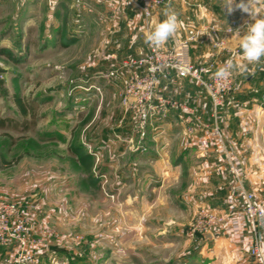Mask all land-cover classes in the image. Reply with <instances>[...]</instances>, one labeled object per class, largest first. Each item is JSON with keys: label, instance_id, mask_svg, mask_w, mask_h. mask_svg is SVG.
Listing matches in <instances>:
<instances>
[{"label": "rangeland", "instance_id": "374dc122", "mask_svg": "<svg viewBox=\"0 0 264 264\" xmlns=\"http://www.w3.org/2000/svg\"><path fill=\"white\" fill-rule=\"evenodd\" d=\"M10 1L0 9V49L9 53L0 55V66L5 69L1 78L8 89V95L0 92V200L18 206L16 219L26 220L29 230L25 237L21 233L0 245V264H199L193 255L184 253L198 249L196 238L202 235L198 224L204 227L202 215L213 213L201 207L195 218L188 219L186 210L178 207L175 199L188 193V179L183 187L170 188L157 206L154 187H121L125 162L119 155L124 152L121 142L127 139L128 149L149 154L148 139L162 134V129L154 127L155 121L171 111L149 119L146 150H135L129 140L138 139L137 108L129 107L122 95L117 97L110 135L119 150L115 151L117 174L111 179L106 174L107 159L98 160L92 144L93 136L108 133L109 104L105 98L98 103L79 79L99 61L104 48L54 44L58 23L71 26L74 17L48 16L53 13L48 0H37L40 4L34 8L30 0ZM169 1L153 5L152 11ZM259 9L264 11L263 0ZM79 18L86 31L91 17ZM111 19L106 12L100 20L109 23ZM148 32L128 33L130 39L139 41L137 49L128 43L121 51L133 58L148 52L149 45L144 44ZM193 42V62L211 64V73L216 72L220 66L202 57L200 41ZM240 73H233V89L237 83L246 86L247 76L255 74L259 76L255 88L264 91V58ZM176 80L160 87L166 91ZM160 87L153 104H160L162 98L177 100L161 93ZM16 95L24 98L26 114L15 102ZM120 109L123 113L118 120ZM229 173L235 185L230 165Z\"/></svg>", "mask_w": 264, "mask_h": 264}, {"label": "crops", "instance_id": "0c3cea01", "mask_svg": "<svg viewBox=\"0 0 264 264\" xmlns=\"http://www.w3.org/2000/svg\"><path fill=\"white\" fill-rule=\"evenodd\" d=\"M7 1L9 2L0 0V9L4 10L2 4ZM80 1L81 5L76 0H48L53 3L48 5L53 12L50 11L48 16L53 14L74 17L71 26H64L63 21L58 23L55 29L58 37L53 39L54 44L71 48L86 45L104 48L99 61L79 79L91 89L90 92L98 103L105 98L109 104L106 127L110 132L107 129V135L93 136L92 144L96 146L95 156L98 160L107 159L106 174L112 179L117 174L115 151L119 149L110 135L114 133L111 131L113 120L110 118H114L115 101L122 95L124 79L130 72L125 67V62L133 58L126 56L121 47L130 43L129 46L137 49L136 44L139 42L137 39H130L127 34L131 35L136 30L150 32L157 22L165 19L166 9L174 10L178 14L180 26L175 36L163 46L172 47L180 39L187 37L191 30L198 31L200 33L194 41L202 44V57L207 60L209 58L221 67L231 51L239 48V39L246 32L247 24L254 21L250 13L236 7L241 2L247 4L248 0H235L231 13L224 7L226 0H170L153 11L149 18L140 8L129 5L124 0ZM260 1L249 0L252 9L259 15L264 14V11H259L262 10L259 9ZM30 2L33 5L31 8L40 4L37 0ZM106 12L112 16L109 23L100 20ZM79 16L91 17L86 31L80 26ZM233 22H237L239 34L236 29L229 35L225 29ZM101 24L106 26L102 27ZM215 27L217 32L210 41L209 34ZM217 40H224L225 44L216 46L214 42ZM144 44L147 45L146 42ZM193 45L195 46L194 42ZM240 57L241 55L237 56L235 63H246ZM250 67L253 65H248ZM111 71L115 75L110 76ZM233 73L234 76L241 74L235 69ZM246 79L247 85L243 87L237 83L233 91L224 96L223 104L216 109L207 91L197 86L193 79L177 78L168 90L164 91L160 87V92L193 107L202 118V127L200 125L199 128V124L193 123L195 130L189 133L184 115L180 111L172 110L168 116L155 121L154 127L156 130L162 129V134L148 139L147 142L152 146L149 154L143 155L139 151L128 149L127 139L121 142L124 152L119 155L125 161L121 187H154V204L157 206L166 198L170 188L183 187V181L188 179L185 187L188 193L175 199L178 207L186 210L188 219L195 218L198 208L201 207L211 209L219 218L212 228L214 238L206 240L200 235L196 238L198 249L193 253H184L189 257L193 255L194 261L199 264H253L249 249L254 242V234L243 213L240 199L232 193L234 184L229 173L230 163L235 164L244 176L246 187L257 196L264 194V108L261 107L264 105V91L255 88L259 76L249 74ZM260 97H263L261 103ZM118 104L120 107L119 101ZM117 111L119 120L122 109ZM215 125L222 131L221 140L211 135V129Z\"/></svg>", "mask_w": 264, "mask_h": 264}, {"label": "built area", "instance_id": "2783aa9c", "mask_svg": "<svg viewBox=\"0 0 264 264\" xmlns=\"http://www.w3.org/2000/svg\"><path fill=\"white\" fill-rule=\"evenodd\" d=\"M124 1L128 4L137 5L144 15L149 18L153 14L152 6L162 4L167 0ZM76 3L81 5L80 0H76ZM238 28L237 22H233L225 29V32L230 35ZM216 32L217 29L211 31V34H209L210 41L214 39ZM199 33L198 31L191 30L187 37L180 39L170 49L149 46L148 52L125 62V67L130 72L124 79L122 97L129 107L137 108L134 111L137 114L135 119H137L138 124L135 125V132L138 135V139L131 138L129 140L135 150H146L144 144V137L146 135L145 126H147L149 119L156 116H164L169 111H180L184 115L189 133H193L195 130L193 123L199 124V128L200 125L202 127L201 123L203 121L201 116L197 114L193 107L183 102L177 100L170 102L162 98L160 104L156 105L152 103L155 91L165 81L170 80L173 82L175 78H189L197 81L206 89L216 109L223 104L224 96L232 91L233 75L227 82L220 83L214 78L215 72L211 73V64H196L193 62L191 46ZM214 44L222 46L225 42L224 40H217ZM239 55H241V51L239 48H236L231 51L226 61L232 59L235 63ZM109 75L113 76L115 72L111 71ZM166 87L167 85L164 88ZM211 130L212 137L218 140L222 139V131L218 125H215ZM230 171L235 179L232 193L240 199L243 213L247 218L250 230L254 234V242L249 249L250 257L253 264H264V194L257 196L254 191L246 187L242 172L235 164L230 163ZM17 213L18 206L15 203L0 200V245L7 244L11 238L17 237L21 233L24 237L26 236L25 233L29 230V223L23 219H16ZM202 216L204 227L198 224L201 234L212 232V228L219 221V218L208 212Z\"/></svg>", "mask_w": 264, "mask_h": 264}, {"label": "clouds", "instance_id": "9594fccd", "mask_svg": "<svg viewBox=\"0 0 264 264\" xmlns=\"http://www.w3.org/2000/svg\"><path fill=\"white\" fill-rule=\"evenodd\" d=\"M235 0H226L224 7H227L229 13L234 9L232 5ZM245 13H250L254 22L247 24L246 32L239 39V48L241 50V60L246 63H234L232 59L226 61V63L219 67L214 73V78L220 82H227L233 75V70L240 72L247 71L248 65L259 64L264 58V16L259 15L254 11L248 0V3L243 2L236 5ZM165 19L157 22L154 28L148 32L145 36V42L154 48H160L165 45L166 42L173 38L177 33L180 21L178 14L174 10L166 9L164 12ZM239 34V29L237 30Z\"/></svg>", "mask_w": 264, "mask_h": 264}, {"label": "trees", "instance_id": "16d2710c", "mask_svg": "<svg viewBox=\"0 0 264 264\" xmlns=\"http://www.w3.org/2000/svg\"><path fill=\"white\" fill-rule=\"evenodd\" d=\"M4 55V54H9L8 52H6L4 49H0V55ZM5 72V69L3 67L0 66V92L4 95H8V89L5 86V81L3 78H1L2 73ZM15 102L18 104V106L20 107L21 111L23 114L27 113V109L25 108V100L24 98H22L21 96L16 95L15 96ZM6 163H9L8 161H4Z\"/></svg>", "mask_w": 264, "mask_h": 264}, {"label": "water", "instance_id": "95a60500", "mask_svg": "<svg viewBox=\"0 0 264 264\" xmlns=\"http://www.w3.org/2000/svg\"><path fill=\"white\" fill-rule=\"evenodd\" d=\"M202 236L206 239V240H209V239H213L214 238V234L212 232H205L202 234Z\"/></svg>", "mask_w": 264, "mask_h": 264}]
</instances>
